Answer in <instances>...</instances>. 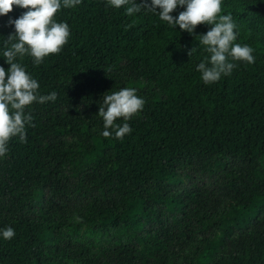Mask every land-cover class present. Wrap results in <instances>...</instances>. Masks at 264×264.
Segmentation results:
<instances>
[{"label":"trees","instance_id":"trees-1","mask_svg":"<svg viewBox=\"0 0 264 264\" xmlns=\"http://www.w3.org/2000/svg\"><path fill=\"white\" fill-rule=\"evenodd\" d=\"M126 7L62 6V50L40 64L17 58L57 99L28 106L35 127L0 157V229L15 231L0 235V264H264V0H222L233 43L250 46L255 62L235 61L211 84L196 70L210 25L190 35ZM26 11L0 16L5 81L8 20ZM122 88L146 103L114 122L130 134L103 137L104 94Z\"/></svg>","mask_w":264,"mask_h":264},{"label":"clouds","instance_id":"clouds-1","mask_svg":"<svg viewBox=\"0 0 264 264\" xmlns=\"http://www.w3.org/2000/svg\"><path fill=\"white\" fill-rule=\"evenodd\" d=\"M81 0H0V16L10 13L13 6L27 9L18 19L8 20V25L14 28V34H9L3 40L5 50L3 56L9 65L6 72L0 67V157L8 152V143L14 137H19L21 143L26 142V126L35 127L33 116L28 106L34 102L44 104L55 102V91L42 95L39 92V82L32 78L25 67L16 62L25 55L33 58L34 64H40L44 58L59 53L68 42L70 29L66 22H56V13L61 7L72 8ZM222 0H151L149 3L137 4L134 0H107V6L119 9L126 7L125 14L132 16L142 9L155 13L160 20L169 26L179 27L190 35L197 25H210V30L204 35H198L199 43L205 46L208 56L197 65V72L205 84L219 81L222 76H228L237 67L235 61L253 64L255 57L253 49L247 44L233 43L239 33L235 32L236 24L232 15H221ZM178 7L184 11L178 16L170 15ZM197 49L192 47L187 55L190 57ZM146 101L136 94L134 88H122L112 94H104L103 104L98 115L104 121L103 137L113 136L122 139L130 134L129 123H114L118 118L128 121L143 110ZM111 129V131H109ZM3 239L11 240L15 236L12 227L0 229Z\"/></svg>","mask_w":264,"mask_h":264},{"label":"rangeland","instance_id":"rangeland-1","mask_svg":"<svg viewBox=\"0 0 264 264\" xmlns=\"http://www.w3.org/2000/svg\"><path fill=\"white\" fill-rule=\"evenodd\" d=\"M238 184H240L239 182H237V183H233L232 185H234V186H238Z\"/></svg>","mask_w":264,"mask_h":264}]
</instances>
